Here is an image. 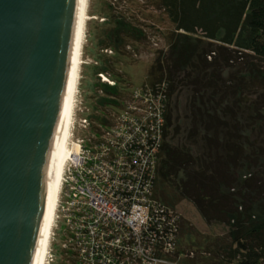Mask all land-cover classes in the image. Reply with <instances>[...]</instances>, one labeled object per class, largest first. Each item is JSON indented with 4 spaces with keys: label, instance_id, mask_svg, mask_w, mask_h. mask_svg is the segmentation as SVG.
<instances>
[{
    "label": "trees",
    "instance_id": "obj_1",
    "mask_svg": "<svg viewBox=\"0 0 264 264\" xmlns=\"http://www.w3.org/2000/svg\"><path fill=\"white\" fill-rule=\"evenodd\" d=\"M159 4L175 29L169 51L150 71V83L168 85L156 197L172 208L189 201L207 224L230 225L232 240L219 243L215 252L221 264H261L264 0ZM142 36L137 27L117 20L108 47L117 54L125 39ZM107 71L102 67L97 74ZM113 80L116 87L101 85L100 106L119 103L118 84L124 81Z\"/></svg>",
    "mask_w": 264,
    "mask_h": 264
},
{
    "label": "built area",
    "instance_id": "obj_2",
    "mask_svg": "<svg viewBox=\"0 0 264 264\" xmlns=\"http://www.w3.org/2000/svg\"><path fill=\"white\" fill-rule=\"evenodd\" d=\"M167 106L168 85L147 82L110 105V114L81 120L89 137L66 166L57 211L74 264H198L183 244L182 216L156 197Z\"/></svg>",
    "mask_w": 264,
    "mask_h": 264
},
{
    "label": "water",
    "instance_id": "obj_3",
    "mask_svg": "<svg viewBox=\"0 0 264 264\" xmlns=\"http://www.w3.org/2000/svg\"><path fill=\"white\" fill-rule=\"evenodd\" d=\"M79 0H0V264H36Z\"/></svg>",
    "mask_w": 264,
    "mask_h": 264
},
{
    "label": "rangeland",
    "instance_id": "obj_4",
    "mask_svg": "<svg viewBox=\"0 0 264 264\" xmlns=\"http://www.w3.org/2000/svg\"><path fill=\"white\" fill-rule=\"evenodd\" d=\"M159 5V0H88L79 83L68 140L70 147L73 145L78 147V141L89 137L88 133L80 128L81 120L84 118L96 120L97 117L110 114L108 111L110 105L100 106V99L105 96L98 78L99 74H105L112 80L120 77L124 81L118 84L117 99H122L125 93L151 80L152 65L161 53L166 55L169 51L170 35L175 29ZM117 20L137 27L143 32V36L140 40L125 39L124 46L120 47L119 53L115 54L113 49L108 47L110 40L107 36L115 28ZM102 67H107L108 71L97 74ZM69 162H76V160L67 161L64 167L45 264H74L71 255L64 248L67 238L61 213V220L57 221L64 173ZM242 178L244 180L246 177L242 175ZM174 209L183 219L181 238L184 246L198 255V260H193L194 263L199 261L203 264H221V258H218L215 252L218 251L219 243L228 238L229 242L232 240L230 225L207 224L195 205L189 201L180 202ZM203 254L205 256L201 260L200 257H203Z\"/></svg>",
    "mask_w": 264,
    "mask_h": 264
},
{
    "label": "bare ground",
    "instance_id": "obj_5",
    "mask_svg": "<svg viewBox=\"0 0 264 264\" xmlns=\"http://www.w3.org/2000/svg\"><path fill=\"white\" fill-rule=\"evenodd\" d=\"M88 0H79L78 16L76 33L63 117V124L60 134V140L57 150V156L53 171V177L50 187V193L46 208V214L43 224V230L40 240V246L37 256L36 264H45L47 252L49 251L51 243V234L53 231L54 219L56 215V209L58 205V198L60 193V188L62 184V175L64 172V167L67 161L78 160V153L80 151L79 145L69 146L70 137V126L72 128L71 120L72 113L75 105L76 93L79 83V67L82 60V50H83V36H84V24L87 19L86 8Z\"/></svg>",
    "mask_w": 264,
    "mask_h": 264
}]
</instances>
